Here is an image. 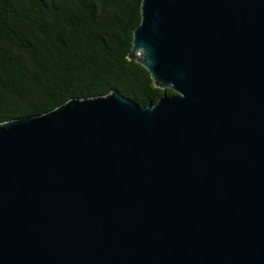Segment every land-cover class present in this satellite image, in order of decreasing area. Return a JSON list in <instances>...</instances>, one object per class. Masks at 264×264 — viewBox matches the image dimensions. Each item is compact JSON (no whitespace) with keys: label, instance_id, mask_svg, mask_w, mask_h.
<instances>
[{"label":"water","instance_id":"95a60500","mask_svg":"<svg viewBox=\"0 0 264 264\" xmlns=\"http://www.w3.org/2000/svg\"><path fill=\"white\" fill-rule=\"evenodd\" d=\"M127 58L174 94L0 122V264H264V0H141Z\"/></svg>","mask_w":264,"mask_h":264},{"label":"trees","instance_id":"16d2710c","mask_svg":"<svg viewBox=\"0 0 264 264\" xmlns=\"http://www.w3.org/2000/svg\"><path fill=\"white\" fill-rule=\"evenodd\" d=\"M141 0H0V122L113 90L139 106L169 89L127 58Z\"/></svg>","mask_w":264,"mask_h":264}]
</instances>
